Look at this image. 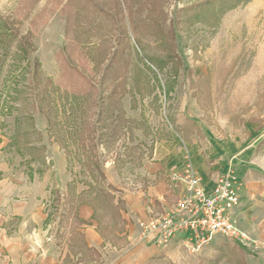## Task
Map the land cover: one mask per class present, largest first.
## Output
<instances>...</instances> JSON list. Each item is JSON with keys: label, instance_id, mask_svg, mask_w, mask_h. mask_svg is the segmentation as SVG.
Here are the masks:
<instances>
[{"label": "rangeland", "instance_id": "rangeland-1", "mask_svg": "<svg viewBox=\"0 0 264 264\" xmlns=\"http://www.w3.org/2000/svg\"><path fill=\"white\" fill-rule=\"evenodd\" d=\"M192 149L211 175L231 167L246 184L252 167L264 181V0H0V180L47 183L61 264H100L127 243L123 193L147 198L155 181L143 164L199 170ZM171 174L150 215L178 201ZM84 202L109 246L85 242ZM245 222L244 241L173 243L148 264H264V234ZM17 224L0 210V236Z\"/></svg>", "mask_w": 264, "mask_h": 264}, {"label": "crops", "instance_id": "crops-1", "mask_svg": "<svg viewBox=\"0 0 264 264\" xmlns=\"http://www.w3.org/2000/svg\"><path fill=\"white\" fill-rule=\"evenodd\" d=\"M192 153L194 156L192 158L193 162L203 178L205 190L207 193H211L216 184L217 172L211 175L205 159L195 155L193 149ZM214 158L216 161L214 169H221L226 164H224L225 159L217 158L216 156ZM143 165L147 177L150 180L155 179V181L151 183L146 191L147 198L139 191H125L123 193L126 210L121 211L126 222L124 224L125 227L121 230H116L115 233L126 237L127 243L121 244L120 248H114L115 250H107L109 254H103L100 264H148L161 251V248L156 243L146 242L141 239V228L137 221L139 218H149L148 207L150 205L158 204L164 208L167 207L165 203L168 195L166 194L164 174L166 175L173 171L183 173L185 164L183 160L176 161L171 157L167 160L148 161ZM222 169L221 171L223 172L227 167ZM242 177L245 179L246 189H244L245 194L242 203L235 210L236 222L245 230L242 226L246 223L245 217L249 213L254 229L256 228V231L263 235L264 181L255 174L252 167L247 168ZM184 186V183L178 184L174 187L173 193L178 196ZM46 188V182L43 183L41 180L36 179L30 184L23 178V175L16 174V172L10 174L6 172L2 180H0V210L6 209L18 219L16 232L10 236H0V255H2L0 264L62 263V253L58 245L52 242V239H48V230L44 227V222L47 218V213L44 211ZM79 212L82 218L92 222V224L85 226L83 229L84 239L88 246L102 249L104 244H111L100 232L98 222L95 219L93 220L94 207L89 202H84L80 205ZM170 252L174 255L173 250Z\"/></svg>", "mask_w": 264, "mask_h": 264}, {"label": "built area", "instance_id": "built-area-1", "mask_svg": "<svg viewBox=\"0 0 264 264\" xmlns=\"http://www.w3.org/2000/svg\"><path fill=\"white\" fill-rule=\"evenodd\" d=\"M183 173L172 172L174 184L184 183L178 201L169 210L139 218L141 239L156 243L161 249L176 243L188 252H198L211 243L217 234L229 240L244 241L246 233L238 226L235 210L242 203L244 180L228 167L216 178L211 193H207L203 178L189 159Z\"/></svg>", "mask_w": 264, "mask_h": 264}]
</instances>
